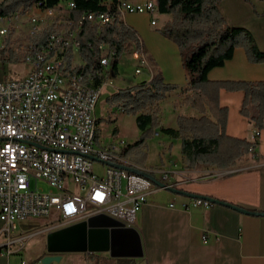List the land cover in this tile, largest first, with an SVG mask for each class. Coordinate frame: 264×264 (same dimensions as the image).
<instances>
[{
    "label": "built area",
    "instance_id": "built-area-1",
    "mask_svg": "<svg viewBox=\"0 0 264 264\" xmlns=\"http://www.w3.org/2000/svg\"><path fill=\"white\" fill-rule=\"evenodd\" d=\"M57 2L46 8L42 0H36L23 12L0 18V55L5 57V40L10 31H26L32 36L41 33L43 25L68 26L65 18L74 4L72 0ZM103 4L111 1L104 0ZM125 14L156 15V5L151 1L132 4L118 0L113 12L82 14L76 29L84 22L96 27L110 24ZM149 24L154 26L155 19ZM76 29L45 32L42 43L25 47L23 61L29 67L26 76L0 80V234L6 238L14 233L16 224L30 219L49 218L45 232L97 214L124 228H133L148 195L159 189L154 181L177 190L181 184L172 179L176 172L138 166L122 157L120 142L96 145L93 110L102 88L112 85L109 62L114 53L99 44L101 82L93 85L91 76L83 82L81 72L72 69L81 65ZM66 53L71 56L70 65L65 60ZM130 56L134 75L147 68L141 47L132 46ZM256 137L255 132L254 144ZM94 163L103 166L102 176L93 172ZM31 180L43 183L47 189H31ZM191 202L205 209L210 206L200 199ZM201 239L206 242L205 235ZM15 242L22 246V239ZM13 244L5 243V250H1L5 256L18 254L19 247L10 250ZM19 264L27 262L21 260Z\"/></svg>",
    "mask_w": 264,
    "mask_h": 264
},
{
    "label": "crops",
    "instance_id": "crops-1",
    "mask_svg": "<svg viewBox=\"0 0 264 264\" xmlns=\"http://www.w3.org/2000/svg\"><path fill=\"white\" fill-rule=\"evenodd\" d=\"M127 1L132 4L146 1L155 3V0ZM218 11L227 25L245 29L251 35L257 50L264 52V0H220ZM153 18L155 25L150 26L149 22ZM119 19L136 32L147 68L133 76L129 83L109 91L104 100L117 89L147 82L156 72L164 84L182 86L186 83L187 76L176 46L158 33V29L169 19L168 16L125 14ZM129 49L132 50L131 44ZM118 66L119 62L116 76L119 75ZM206 79L220 82L264 81V63H249L243 50L237 48L222 66L209 70ZM111 86L107 87L113 88ZM172 94L180 93L174 91L170 93ZM242 98L241 91L228 92L221 89L218 92L219 106L226 109L225 135L251 141L254 133H257L254 148L230 169L200 167L191 171L184 170L180 162L179 141L158 131H155L156 135L151 140L156 141V149L165 151L166 158L159 157L157 163L149 166L146 164V151L142 165L133 163L146 168H163L168 172H176L177 175H172V179L181 182L178 190L223 202L248 213L218 204H210L206 209L193 206L191 198L156 189L148 195L146 203L135 216L133 229L140 239L142 257L133 259L134 264H264V117L263 128L255 131L251 123L239 114ZM166 100L168 98L159 104L160 111V105L166 103ZM104 107L108 114L118 111L116 108L108 109L105 101ZM176 115L174 112L167 125L160 127L175 128ZM186 116L198 117V114L187 112ZM138 135L137 131L135 139ZM113 136L116 141L117 129ZM149 142L150 140L147 141V147ZM174 150L176 155L172 158L170 153ZM203 235L206 236L205 243L201 239ZM17 238L19 237H14L13 233L8 238L0 234V264H19L21 261L17 255L7 257L1 251L5 250L7 241L14 243L10 245V250H15ZM46 255L43 252L39 258ZM91 257L96 260L92 259L89 264L97 260H101L103 264H115V261L110 263L105 260L108 258L105 253L91 254Z\"/></svg>",
    "mask_w": 264,
    "mask_h": 264
},
{
    "label": "trees",
    "instance_id": "trees-1",
    "mask_svg": "<svg viewBox=\"0 0 264 264\" xmlns=\"http://www.w3.org/2000/svg\"><path fill=\"white\" fill-rule=\"evenodd\" d=\"M35 1L0 0V18L21 13ZM42 1L46 8H52L58 3L57 0ZM110 1L111 4L104 5V0H72L74 7L67 12L65 18L69 25L48 27V32L75 30L77 20L84 13L113 12L118 0ZM219 2L220 0H155L157 14L169 17L158 29V33L176 46L187 81L182 86L164 84L156 72L147 82L117 89L105 98L108 109L116 108L123 115L133 117L135 128L139 132L133 143L122 146V157L142 165L146 158V142L153 137L155 131L179 141L180 162L187 171L200 167L230 169L254 148L253 140L225 135L226 109L219 106L218 92L221 89L228 92L241 91L243 98L239 114L251 123L255 131H259L263 128L264 81H208L206 74L212 68L222 66L234 49H242L246 60L252 64L264 63V52L257 50L251 35L245 29L226 24L218 11ZM44 37L45 34L32 36L30 41L39 45ZM75 38L81 65L72 69L81 72L83 82L91 76L93 85L101 82L98 75V60L101 57L97 49L99 44L107 46L114 53L109 62L110 78L117 75L119 59L130 44L135 48L141 47L136 32L118 17L112 23L100 27L84 22L76 29ZM64 57L70 65V54L66 53ZM0 59L12 62L20 57L10 52L6 58L0 55ZM174 91L181 95L180 105L189 108L198 117L177 114L175 128H161L159 104ZM97 133L95 130L96 138ZM115 133L116 129L113 128L111 134ZM114 261L115 264H134L133 259ZM37 262L38 260L34 263ZM93 264L98 263L94 261Z\"/></svg>",
    "mask_w": 264,
    "mask_h": 264
},
{
    "label": "rangeland",
    "instance_id": "rangeland-1",
    "mask_svg": "<svg viewBox=\"0 0 264 264\" xmlns=\"http://www.w3.org/2000/svg\"><path fill=\"white\" fill-rule=\"evenodd\" d=\"M28 13H29L28 15H30V13L32 14V12H28ZM41 29H42L41 33L38 32L37 34L32 36L45 34V32L48 31V26L43 25ZM32 36H29L26 31H20L18 33L13 31L9 32V35L5 40V49L7 51L4 54L5 57L3 58L8 57V53L11 52L15 56L20 57V59L12 62L2 61L0 59L1 81L19 80L26 76V74L29 71V67L23 61V56L25 54L26 45L31 44L30 39ZM13 41L14 43L12 45ZM7 44H9L10 46L9 50ZM130 51L131 49L126 50V52H124L119 59L120 60L118 66L119 75L115 76L114 78H110L111 81H113L112 82L113 88H109L107 86L106 88L104 87L99 99L96 102L95 110H94L97 120L95 130L98 132L97 133L98 141L96 145L102 146L109 144L111 142L131 144L136 140L135 134L137 133V131L131 116L123 115L121 112L118 111L108 114L105 113L106 109L104 107V97L106 94L109 93V91L115 90L117 87H122L124 84L129 83V81H131V78L133 76H136L133 74L134 62L131 60L130 58L131 56H129ZM167 98L168 100H166V103H162V105H160L161 111H160L159 121L161 127H165L167 125L174 112L181 115H187V112L193 113V111H191L189 108L180 105L179 103L181 100L180 94H172L169 95ZM113 128L117 129L116 141L114 140V136L111 134V130ZM151 139H149L150 142L148 144V147L146 142V148H145V153L147 151L146 164L149 166L153 165L154 163H157L159 157L161 159L166 158V155H164L165 151L162 152L159 151V149H156L157 143L155 140H151ZM170 155L172 158H174L176 155L175 150L172 151ZM93 165H94L93 172L98 176H102L103 166H101L98 163H94ZM34 187L37 189H42L44 191L47 189L43 183L34 182L33 180H31L30 188L33 189ZM49 224H50L49 218L30 219L22 223L16 224V228L14 230L13 236L19 237L17 239H22V246L20 242L15 243V247L20 248V251L16 256L18 257V259L27 262V264H36L34 263L36 259H38V262L41 260V258H39L40 255L43 252L46 253V251L43 250L45 249V236L47 233L44 231V229ZM50 256L58 257L59 260L56 262L52 261L49 264H89L92 259L96 260L95 258H92L88 254L84 256L81 253H56ZM105 260L110 261V263L114 262V259L112 260L109 258H105ZM97 263L103 264L101 260H97Z\"/></svg>",
    "mask_w": 264,
    "mask_h": 264
},
{
    "label": "water",
    "instance_id": "water-1",
    "mask_svg": "<svg viewBox=\"0 0 264 264\" xmlns=\"http://www.w3.org/2000/svg\"><path fill=\"white\" fill-rule=\"evenodd\" d=\"M154 184L159 189L174 195L200 199L209 204L228 207V204L206 197L191 195L164 186L159 182L154 181ZM228 208L248 213L232 206ZM262 215L264 216V214ZM45 251L47 255L42 257L38 264H49L52 261H58V257L50 256L56 253H105L110 259H138L142 257L140 239L136 230L124 228L119 222L101 214L92 215L85 221L47 232L45 236Z\"/></svg>",
    "mask_w": 264,
    "mask_h": 264
}]
</instances>
